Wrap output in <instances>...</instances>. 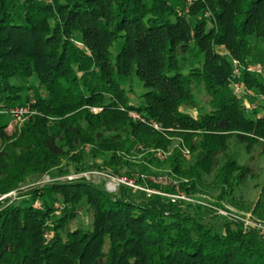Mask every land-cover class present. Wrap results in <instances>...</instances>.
<instances>
[{
  "label": "trees",
  "instance_id": "16d2710c",
  "mask_svg": "<svg viewBox=\"0 0 264 264\" xmlns=\"http://www.w3.org/2000/svg\"><path fill=\"white\" fill-rule=\"evenodd\" d=\"M259 50L264 0H0V198L89 171L142 186L134 168L173 142L177 192L232 201L264 154V78L245 68ZM15 108L27 112L9 135ZM168 181L147 187L172 194ZM117 189L66 177L0 199V264H264L256 231ZM82 212L89 225L72 229ZM252 213L264 219V182Z\"/></svg>",
  "mask_w": 264,
  "mask_h": 264
},
{
  "label": "rangeland",
  "instance_id": "374dc122",
  "mask_svg": "<svg viewBox=\"0 0 264 264\" xmlns=\"http://www.w3.org/2000/svg\"><path fill=\"white\" fill-rule=\"evenodd\" d=\"M183 1V0H182ZM185 4H193L195 0H184ZM187 11V9L185 10V12ZM186 14V13H185ZM204 17L209 20V13L205 12ZM217 51L221 54L225 53L224 48L222 47H218ZM258 55L256 54V57L254 56L255 62L247 65L246 71L258 75L259 77L264 78V54L261 53V51L259 50V52H257ZM188 56V55H187ZM189 57V60L191 61V57ZM259 60V61H258ZM235 62V65L237 67V69L239 67H241L238 63V61L233 60ZM258 61V62H257ZM234 65V64H233ZM234 65V66H235ZM235 86H237V84H235ZM139 90V89H138ZM140 91V90H139ZM200 99V97L198 98ZM201 100V99H200ZM245 106L249 107L255 104H257L256 100L254 98H252V101L247 100V97L244 98L243 100ZM25 111L22 112V114L20 115V113L14 114L9 117L8 119V127L6 129L7 133L10 135L15 128H18L22 121L24 120L25 117V113L27 112L26 109H24ZM94 112H97V109H93ZM189 113L193 116L196 115L195 111H189ZM176 144L175 143H171L165 150L162 149H158L153 151L154 152V156L158 157V153H163V157H161L160 159V164L159 165H155V166H151L149 167V171L146 173H142L139 171L140 169L138 168H134L133 171V177H138L140 176V179L143 180V185H139L137 182L133 181L132 178H128L127 176L121 177V178H114L111 177L112 179H108V177L105 174L102 173H98L96 171H89V172H84V173H80V174H73L71 173L70 175H67L66 177H72V178H77V177H86L89 180L94 181V183H100L103 182L105 185V188L107 190H109L112 193L117 192V188L119 187V185H123L125 187H127L129 190H134V191H139L143 194V196L148 197L146 195V193H144L143 189H147V190H153L156 192H160L162 193L160 190L157 189H151L149 187H147V181H151L154 183H161V182H165L168 181V183H170L171 185L175 186V192L172 194H167V195H176L178 193H182V192H177V188L179 185V178L176 177V175L173 174V172H171V169L169 167V162L171 157H173L174 154H176ZM263 144L259 143L258 145V152L260 153V150L262 149ZM183 150V154L187 155L188 157L190 156L189 151L182 149ZM152 152V151H151ZM258 152H256L254 155H257ZM162 156V155H161ZM249 156H247L243 150L238 149L237 151V159L238 162L240 164L246 163L248 160ZM73 170V167L71 168ZM140 174V175H139ZM42 178L37 180V181H32V180H28L27 182H25L20 189L11 191L9 194L1 197L0 199L4 198V197H12V198H19L17 201H22L26 195V193H28L31 189H33V187L38 186V185H42L45 183H49L52 181H61L63 179H66V177L63 178H58V177H50L49 175H42ZM115 179H122V180H115ZM173 180V181H172ZM264 182V154H259V157L253 161V177L251 179H248L244 185H242L241 187H239V189L236 191L235 193V198L232 201H222V202H217L218 200H216L215 198V193H209V194H205V193H195L194 195H188L189 197H195L196 199H198V197L204 196L202 198H206V200L204 201V203L206 204V206H201V205H195V206H199L205 209H209L212 212L216 213V217L217 218H212V217H207L205 219V223L206 225L211 226L212 228H214L217 231H221L223 229V224L225 223H231L233 225V227L235 226L236 222L240 223L242 225V228L244 231H249V230H254L257 233L261 234L264 237V232H262L259 229H255L253 228V225H251L250 227L245 226L248 225L250 223H254L256 221L262 222L264 223V219L263 218H259L257 216H253L252 213V209L254 206V203L256 202L259 192H260V187L262 185V183ZM149 192V191H147ZM185 194V193H183ZM187 195V194H185ZM19 196V197H17ZM152 196V195H151ZM150 197V196H149ZM164 198H166L167 200H169V198H167L166 196H164ZM176 204V208L180 209L181 212L183 213H189L192 214L194 213V209L195 207L190 206L189 208H186V204L183 202H177ZM218 210L223 211V213H225V215H220L218 214ZM206 217V216H205ZM90 223V217L88 214H86L85 212H82L79 217L76 219V221H74V223L72 224V229H74L77 225H82L84 227H87Z\"/></svg>",
  "mask_w": 264,
  "mask_h": 264
},
{
  "label": "built area",
  "instance_id": "2783aa9c",
  "mask_svg": "<svg viewBox=\"0 0 264 264\" xmlns=\"http://www.w3.org/2000/svg\"><path fill=\"white\" fill-rule=\"evenodd\" d=\"M233 64L235 65V62L233 61ZM236 65H235V72H237V69H236ZM235 89H238V86H234ZM25 111L24 109H21V108H15L13 110L10 111V114L14 115V114H17V113H20V115L22 114V112ZM129 116L133 119V120H136V121H143V119L135 112H130L129 113ZM155 129H157V126L154 125L153 126ZM162 155V156H161ZM163 153H158V156L159 158L161 159V157H163ZM107 176V175H106ZM108 179H112L111 177L107 176ZM67 179H72V177H68ZM115 180H122V179H115ZM144 190V193H146V195L149 197L151 195H158V196H161V197H164L166 196L167 198H169V201L172 203V204H175L177 202H183V203H188V204H191V205H201V206H206V204L204 203V201L206 200V198H202L204 196H201V197H198V199H196L195 197H189L188 195H185L183 193H178L176 195H167V194H164V193H160V192H156V191H153V190H147V189H143ZM108 192H110L109 190H107ZM149 191V192H147ZM218 214L220 215H225V213H223V211H220L218 210ZM249 224L245 226H248L250 227L251 225H253V228L255 229H259L261 230L262 232H264V223L262 222H259V221H256L254 223H250L248 222Z\"/></svg>",
  "mask_w": 264,
  "mask_h": 264
}]
</instances>
